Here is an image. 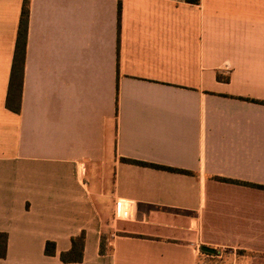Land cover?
<instances>
[{
  "label": "crops",
  "instance_id": "0c3cea01",
  "mask_svg": "<svg viewBox=\"0 0 264 264\" xmlns=\"http://www.w3.org/2000/svg\"><path fill=\"white\" fill-rule=\"evenodd\" d=\"M28 1L16 112L0 0V264H264V0Z\"/></svg>",
  "mask_w": 264,
  "mask_h": 264
},
{
  "label": "trees",
  "instance_id": "16d2710c",
  "mask_svg": "<svg viewBox=\"0 0 264 264\" xmlns=\"http://www.w3.org/2000/svg\"><path fill=\"white\" fill-rule=\"evenodd\" d=\"M189 2L198 3L199 0H187ZM28 16H29V1L24 0L19 28L16 39L15 52L13 57V64L11 70V76L9 81L8 94L6 98V106L16 112L20 110V102L22 95V85H23V69L26 53V43H27V32H28ZM264 102V101H263ZM131 162L139 164H148L156 167L172 168L169 166H164L155 163H148L145 161H140L136 159L123 158ZM177 169V168H172ZM245 184H250L259 188H264L262 184L244 182ZM7 245V234L5 232L0 233V257H4L6 254ZM84 246H85V232L79 235L73 236L71 238V247L68 250H64L60 253L59 257L62 262H81L84 258ZM105 251V240L102 239L100 246V253ZM45 253L47 255L56 254V242L54 240H47L45 245Z\"/></svg>",
  "mask_w": 264,
  "mask_h": 264
},
{
  "label": "rangeland",
  "instance_id": "374dc122",
  "mask_svg": "<svg viewBox=\"0 0 264 264\" xmlns=\"http://www.w3.org/2000/svg\"><path fill=\"white\" fill-rule=\"evenodd\" d=\"M198 264H234L230 260V256L219 254L218 250L216 253L211 254L200 250L198 255Z\"/></svg>",
  "mask_w": 264,
  "mask_h": 264
},
{
  "label": "water",
  "instance_id": "95a60500",
  "mask_svg": "<svg viewBox=\"0 0 264 264\" xmlns=\"http://www.w3.org/2000/svg\"><path fill=\"white\" fill-rule=\"evenodd\" d=\"M200 250L203 252L214 254L217 252V248L209 246V245H201Z\"/></svg>",
  "mask_w": 264,
  "mask_h": 264
},
{
  "label": "built area",
  "instance_id": "2783aa9c",
  "mask_svg": "<svg viewBox=\"0 0 264 264\" xmlns=\"http://www.w3.org/2000/svg\"><path fill=\"white\" fill-rule=\"evenodd\" d=\"M116 213L117 214H121V210H122V203H121V201H119V202H117L116 203Z\"/></svg>",
  "mask_w": 264,
  "mask_h": 264
}]
</instances>
